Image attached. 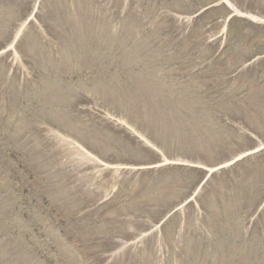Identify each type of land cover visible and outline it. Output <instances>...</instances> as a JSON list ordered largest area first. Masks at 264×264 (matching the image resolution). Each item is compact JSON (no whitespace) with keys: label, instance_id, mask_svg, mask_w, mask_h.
Here are the masks:
<instances>
[{"label":"rangeland","instance_id":"obj_1","mask_svg":"<svg viewBox=\"0 0 264 264\" xmlns=\"http://www.w3.org/2000/svg\"><path fill=\"white\" fill-rule=\"evenodd\" d=\"M257 44L264 0H0V264H264ZM246 85L239 117L217 93Z\"/></svg>","mask_w":264,"mask_h":264},{"label":"trees","instance_id":"obj_2","mask_svg":"<svg viewBox=\"0 0 264 264\" xmlns=\"http://www.w3.org/2000/svg\"><path fill=\"white\" fill-rule=\"evenodd\" d=\"M237 21V20H236ZM235 21H233L232 23H234ZM239 22V21H238ZM230 31H231V27H230ZM217 60L218 59H215L214 61H213V64L214 65H217ZM249 88H250V86H248V85H246L244 88H242V89H238V88H235V89H231V90H228V89H226V90H221V91H219V93H217L218 94V96L219 97H221V98H225L226 100V103H230V101H232L231 103H232V106H234V108L235 107H237L236 108V112L239 114V117H241V116H246V115H248V113H254V111L253 110H256V109H258L256 106H254V105H250L247 101L250 99L249 97H247V98H245L244 99V97H246V95H247V91L249 90ZM253 89V94H255L256 92V89H254V88H252ZM239 91V93L237 94V95H235V96H231L230 97V99H228L227 98V96H230V95H234V93H236V92H238ZM250 95V94H249ZM246 99H248V100H246ZM226 103H222L220 106H218L215 102H212V103H210V105H209V107H212V108H214V109H209L210 111H218V113H220V114H225V117H228V116H230V114L232 115L233 113H234V111H232L230 114H229V111H226L227 113H225V112H223L222 111V109L223 110H225V106H228V104H226ZM253 109V110H252ZM236 115V114H235ZM243 119V118H242ZM113 149V153H118L117 152V150H116V148H112ZM254 158H258L259 160H261V158H264V152H262V153H260V154H258L257 156H255ZM242 166V162H240V163H238L237 165H235V166H233L231 169L232 170H236L238 167H241ZM12 178L13 179H16V181H17V176L16 175H12ZM189 179V177H187V180ZM191 181V183H193V184H191V185H193L194 186V184L197 182L198 183V181H200V179H198L197 181H195L194 179L193 180H190ZM19 182H20V180H19ZM257 187V185L255 186V188ZM206 189V185H205V187H204V190ZM255 193L256 194H258L260 197H258L260 200H259V202L258 201H254V204H253V206H252V208H253V212H251V215H253L254 214V212L256 211V209L257 208H259V206L261 205L260 204V202L262 201H264L263 199H264V189L262 190V191H260V189H258V188H256L255 189ZM260 204V205H259ZM204 214H205V216L203 217V220H205L207 223H209V224H213V225H216V221L214 220V219H211V217H208V215H209V212L207 211V212H204ZM264 214V213H263ZM207 216V217H206ZM207 218V219H206ZM224 218H226V217H224ZM228 221H230V222H233L234 223V221L235 220H237V219H241V217L236 213L235 215H234V217L232 218V215H230V214H228L227 215V218H226ZM228 226H230V225H228ZM252 257V256H251ZM256 260H257V258H256ZM252 261H253V259H252Z\"/></svg>","mask_w":264,"mask_h":264}]
</instances>
